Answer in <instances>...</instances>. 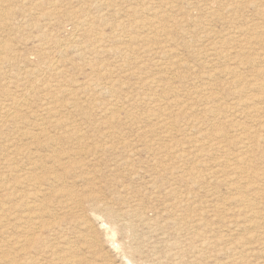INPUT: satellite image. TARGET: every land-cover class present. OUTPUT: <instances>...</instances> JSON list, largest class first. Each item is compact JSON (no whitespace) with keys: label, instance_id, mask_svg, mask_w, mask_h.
Segmentation results:
<instances>
[{"label":"rangeland","instance_id":"374dc122","mask_svg":"<svg viewBox=\"0 0 264 264\" xmlns=\"http://www.w3.org/2000/svg\"><path fill=\"white\" fill-rule=\"evenodd\" d=\"M263 53L264 0H0V264H264Z\"/></svg>","mask_w":264,"mask_h":264},{"label":"bare ground","instance_id":"6f19581e","mask_svg":"<svg viewBox=\"0 0 264 264\" xmlns=\"http://www.w3.org/2000/svg\"><path fill=\"white\" fill-rule=\"evenodd\" d=\"M85 17H86V16H85ZM88 17H89V16H88ZM75 20H76V19H75ZM198 20H199V19H198ZM152 21H153V20H152ZM191 21H192V20H191ZM204 22H205V21H204ZM80 23H81V22H80ZM80 23H79V24H80ZM91 23H92V22H91ZM198 23H201V22H198ZM145 24H146V23H145ZM201 24H202V23H201ZM193 25H194V23H193ZM80 26H81V25H80ZM76 27H77V26H76ZM76 27H75V28H76ZM160 28H161V27H160ZM90 29H91V28H90ZM152 29H153V28H152ZM254 29H255V28H254ZM76 31H78V30H76ZM256 32H257V31H256ZM84 33H85V32H84ZM258 33H259V32H258ZM254 34H255V32H254ZM72 35H73V34H72ZM259 35H260V34H259ZM208 36H209V35H208ZM210 36H211V33H210ZM72 37H74V35H73ZM205 37H206V36H205ZM262 37H263V36H262ZM257 38H258V37H257ZM207 39H208V37H207ZM72 40H73V39H72ZM261 40H262V39H261ZM241 42H242V41H241ZM262 42H263V40H262ZM262 42H261V43H262ZM72 43H73V42H72ZM67 44H68V43H67ZM67 44H66V45H67ZM245 44H246V43H245ZM77 45H78V44H77ZM260 45H261V44H260ZM262 45H263V44H262ZM40 46H42V45H40ZM56 46H57V45H56ZM60 46H61V44H60ZM43 47H44V46H43ZM57 48H59V47L57 46ZM250 48H252V47H250ZM79 49H80V46H79ZM241 49H242V48H241ZM259 49H260V47H259ZM261 49H262V48H261ZM244 50H245V49H244ZM252 50H253V49H252ZM252 50H250V51H251V54H253V53H252ZM256 50H257V49H256ZM60 51H61V50H60ZM166 52H170V50H166ZM163 53H164V52H163ZM238 53H239V52H238ZM254 53H255V52H254ZM244 54H245V53H244ZM255 54H257V53H255ZM263 54H264V53H263ZM62 55H63V54H62ZM246 55H248V54H246ZM260 55H262V54H260ZM254 56H257V55H254ZM262 56H263V55H262ZM263 57H264V56H263ZM257 58H259V56H258ZM253 59H255V58H253ZM253 59L251 58V60H253ZM259 60H262V59H259ZM263 60H264V59H263ZM248 61H249V59H248ZM179 62H180V60H179ZM255 62H256V61H255ZM255 62H254V63H255ZM262 62H263V61H262ZM262 62H261V63H262ZM54 63H55V62H54ZM252 63H253V62H252ZM252 63H251V64H252ZM256 63H260V62H256ZM256 63H255V64H256ZM263 63H264V62H263ZM174 64H175V63H174ZM249 64H250V63H249ZM184 65H185V64H184ZM174 66H175V65H174ZM186 66H187V65H186ZM256 66H257V65H256ZM252 67H253V66H252ZM56 68H57V66H56ZM181 68H182V67H181ZM254 68H256V67H254ZM257 68H259V67H257ZM57 69H58V68H57ZM256 70H257V69H256ZM263 70H264V69H263ZM263 70L259 69V70H257V73H256V74H257L256 77H262V80H261V81H257V82H255L256 79H259V78H256V79H255V77L252 78V79H255V80H254V84H253V86H256V88L260 89V90L262 91V94H264V79H263V78H264V71H263ZM227 72H230V74H231V73H234V70H230V71H227ZM234 74H235V73H234ZM234 74H233V75H234ZM250 74H251V73H250ZM203 75H204V74H203ZM252 75H254V73H253ZM252 75H250V77H251ZM235 76H236V75H235ZM246 76H247V75H246ZM246 76H245V77H246ZM254 76H255V75H254ZM250 77H249V78H250ZM202 78H203V76H202ZM211 78H212V77H211ZM233 78H234V77H233ZM236 78H238V77H235V79H236ZM239 78H240V77H239ZM247 78H248V77H247ZM199 79H200V78H199ZM243 79H244V78H243ZM209 80H210V79H209ZM230 80H231V79H230ZM244 80H245V79H244ZM228 81H229V80H228ZM236 81H237V83L241 86V84H242L241 81H242V80L240 81V79H239V80H236ZM249 81H250V80H249ZM229 82H230V81H229ZM250 82H251V81H250ZM195 84H196V82H195ZM234 84H236V82H235ZM243 84H244V83H243ZM246 84H247V82H246ZM228 85H229V84H228ZM239 85H238V86H239ZM193 86H194V85H193ZM225 86H226V85H225ZM235 87H236V86H235ZM198 88H199V87H198ZM200 88H201V87H200ZM202 88H203V87H202ZM232 88H233V87H232ZM96 89H97V88H96ZM205 89H206V88H205ZM253 89H254V88H253ZM200 90H201V89H200ZM203 90H204V89H203ZM209 90H211V89H209ZM230 90H231V88H230ZM239 90H240V89H239ZM241 90L243 91V89H241ZM237 91H238V90H237ZM202 92H203V91H202ZM196 93H197V92H196ZM231 93H232V92H231ZM231 93H230V94H231ZM239 93H240V92H239ZM239 93H238V94H239ZM210 94H211V93H210ZM230 94H229V95H230ZM238 94H237V95H238ZM240 94L243 95V92L240 93ZM262 94H261V96H262ZM199 95H200V94H199ZM201 95H202V93H201ZM207 95H208V94H207ZM212 95H213V94H212ZM212 95H211V96H212ZM217 95H219V94H217ZM237 95H236V96H237ZM259 95H260V94H259ZM250 96H252V94H251ZM237 97H238V96H237ZM237 97H236V98H237ZM160 98H161V97H160ZM236 98H235V99H236ZM258 98H259V96H258L257 98H255V97H254V98L252 97L251 99L249 98L250 101H248V100H247V101L243 100V101H245L244 103H246V105H245L244 103H242V104L240 103L238 106H239V107H243V106H240V105H244V106L249 107V106L251 105L250 103H254V105H255V103H256V102H255V99H258ZM162 99H163V98H162ZM247 99H248V98H247ZM240 100H241V99H240ZM253 100H254V101H253ZM260 100H261L260 102L262 103V105H259V106H258V104L255 105V106L253 105V106H251V107H253V108H250L251 110H249L248 112H245V113H247V115H249V114L253 115V113H255V112H257V113H259V112H264V96L261 97ZM184 101H185V100H184ZM235 101H237V100H235ZM238 101H239V100H238ZM19 102H20V101H19ZM159 102H160V101H159ZM179 102H180V101H179ZM181 102H182V101H181ZM202 102H203V101H202ZM258 102H259V101H258ZM17 103H18V102H17ZM203 103H204V102H203ZM247 103H248V104H247ZM21 104H22V103H21ZM23 104H24V103H23ZM176 104H177V103H176ZM181 104H182V103H181ZM259 104H260V103H259ZM11 105H12V104H11ZM18 105H19V104H18ZM18 105H17V106H18ZM177 105H178V104H177ZM236 105H237V104H236ZM12 106H13V105H12ZM192 106H193V104H192ZM185 107H187V104L185 105ZM233 107H234V106H233ZM233 107H232V108H233ZM247 107H244V108H245L244 111H246V108H247ZM182 109H183V108H182ZM229 109H230V108H229ZM237 109L239 110V108H237ZM231 110H232V109H231ZM233 110H234V109H233ZM43 111H44V110H43ZM226 111H227V110H226ZM234 111H235V110H234ZM237 112H240V110L237 111ZM241 113H243V112H241ZM245 113H244V114H245ZM17 114H18V113H17ZM33 114H35V113H33ZM40 114H41V113H40ZM49 114H50V112H49ZM232 114H233V113H232ZM238 114H240V113H238ZM10 115H11V114H10ZM12 115H13V114H12ZM241 115H242V114H241ZM254 115H255V114H254ZM263 115H264V114H263ZM5 116H6V115H5ZM7 116H8V115H7ZM16 116H17V115H16ZM41 116H42V115H41ZM47 116H48V118H49V115H47ZM53 116H54V115H53ZM249 117H250V116H249ZM252 117H253V116H252ZM252 117H251V118H252ZM256 117H257V116H256ZM262 117H263V116H262ZM19 118H20V117H19ZM37 118H38V117H37ZM55 118H56V117H55ZM244 118H245V117H244ZM246 118H248V116H246ZM258 118H259V116H258ZM49 119H50V118H49ZM242 119H243V117H242ZM253 119L255 120V118H253ZM260 119H263V118H260ZM3 120H4V118H3ZM34 120H36V119H34ZM40 120H41V119H40ZM237 120H239V119H237ZM0 121H1V120H0ZM5 121H6V120H5ZM18 121H19V120H18ZM20 121H21V120H20ZM41 121H43V119H42ZM41 121H40V122H41ZM47 121H48V120H47ZM58 121H59V120H58ZM255 121H256V120H255ZM11 122H12V121H11ZM74 122H75V121H74ZM239 122H240V121H239ZM241 122H242V121H241ZM251 122H252V121H251ZM253 122H254V121H253ZM13 123H14V122H13ZM15 123H16V121H15ZM56 123H57V122H56ZM59 123H60V122H59ZM75 123H76V122H75ZM75 123H74V124H75ZM228 123H229V122H228ZM232 123H233V122H232ZM237 123H238V121H237ZM256 123H257V122H256ZM16 124H17V123H16ZM41 124H42V123H41ZM45 124H46V123H45ZM65 124H66V122H65ZM258 124H259V123H258ZM258 124H257V125H258ZM47 125H48V124H47ZM61 125H62V124H61ZM67 125H69V124H67ZM170 125H171V124H170ZM235 125H236V124H235ZM238 125L240 126L241 124H238ZM257 125H255V126L258 127ZM262 125H263V124H262ZM39 126H40V125H39ZM174 126H175V125H174ZM177 126H178V125H177ZM250 126H251V125H250ZM250 126H249V127H250ZM260 126H261V123H260ZM36 127H37V126H36ZM53 127H54V126H53ZM55 127H56V126H55ZM55 127H54V128H55ZM175 127H176V126H175ZM175 127H174V130H175ZM188 127H189V126H188ZM234 127H235V126H234ZM247 127H248V126H247ZM247 127H245V126L242 127V125H241V127H239V129L236 127V128H237L238 130H240V131H238L237 129H236V130H237L238 132H240L241 135L246 136V137H244V138H247L248 140L253 141V139H251V138H254L255 140H257V139L259 138V137H258V136H259L258 134H259V132H260V131H259V127H258V128H253V125H252V129H251V128L248 129ZM41 128H42V127H41ZM50 128H51V127H50ZM50 128H48V129H50ZM57 129H58V128H57ZM176 129H177V128H176ZM187 129H188V128H187ZM40 130H41V129H40ZM44 130H45V128H44ZM182 130H183V129H182ZM234 130H235V129H234ZM236 130H235V132H236ZM263 130H264V129H263ZM41 131H42V130H41ZM164 131H166V130H164ZM189 131H190V130H189ZM37 132H38V131H37ZM171 132H172V131H171ZM186 132H187V131H186ZM45 133H46V132H45ZM182 133H183V131H182ZM236 133H237V132H236ZM260 133H261V132H260ZM29 134H30V132H29ZM33 134H34V133H33ZM33 134H32V135H33ZM35 134H36V132H35ZM39 134H40V133H39ZM49 134H50V133H49ZM76 134H77V133H76ZM184 134H185V133H184ZM218 134H219V133H218ZM0 135H1V134H0ZM27 135H28V133H27ZM30 135H31V134H30ZM36 136H37V134H36ZM40 136H41V135H40ZM45 136H46V135H45ZM45 136H44V137H45ZM239 136H240V135H239ZM30 137H32V136H30ZM37 137H38V136H37ZM201 137H202V136H201ZM39 138H40V137H39ZM78 138H79V137H78ZM217 138H218V137H217ZM244 138H243V139H244ZM0 139H2V138H0ZM37 139H38V138H37ZM42 139H43V138H42ZM57 139H58V138H57ZM57 139H56V140H57ZM30 140H31V139H30ZM33 140H35V139L33 138ZM198 140H199V138H198ZM198 140H197V141H198ZM1 141H2V140H1ZM45 141H46V140H45ZM47 141H48V140H47ZM52 141H53V140H52ZM54 141H55V140H54ZM188 142H189V141H188ZM192 142H193V141H192ZM198 142H199V141H198ZM60 143H61V142H60ZM202 143H203V142H202ZM50 144H51V143H50ZM183 144H184V143H183ZM200 144H201V143H200ZM210 144H211V143H210ZM55 145H56V144H55ZM184 145H185V144H184ZM187 145H188V144H187ZM192 145H193V144H192ZM197 145H198V144H197ZM49 146H50V145H49ZM53 146H54V145H53ZM177 146H179V143H178ZM199 146H200V145H199ZM204 146H205V145H204ZM209 146H210V145H209ZM214 146H215V145H214ZM54 147H55V146H54ZM201 147H202V146H201ZM100 148H102V147L100 146ZM61 149H62V148H61ZM167 149H168V147H167ZM171 149H173V148H171ZM187 149H188V148H187ZM82 150H83V149H82ZM95 151H96V150H95ZM171 151H172V150H171ZM174 151H175V149H174ZM176 151H178V150L176 149ZM183 151H184V150H183ZM25 152H26V151H25ZM60 152H62V151H60ZM19 153H21V152H19ZM28 153L30 154V152H28ZM96 153H97V152H96ZM168 153H169V152H168ZM197 153H198V152H197ZM24 154H25V153H24ZM26 154H27V153H26ZM31 154H32V152H31ZM172 154H173V153H172ZM191 154H193V153H191ZM52 155H53V154H52ZM29 156H30V155H29ZM57 156H58V155H57ZM50 157H51V156H50ZM53 157H54V156H53ZM70 157H71V155H70ZM70 157H68V158H70ZM174 157H175V156H174ZM184 157H185V156H184ZM34 158H35V157H34ZM180 158H181V157H180ZM192 158H193V157H192ZM195 158H196V157H195ZM197 158H198V157H197ZM30 159H32V158H30ZM178 159H179V158H178ZM5 160H6V159H5ZM30 163H31V162H30ZM41 165H42V163H41ZM44 165H45V164H44ZM35 166L37 167V165H35ZM42 166H43V165H42ZM38 167H39V166H38ZM41 168H42V167H41ZM41 168H40V169H41ZM50 168H51V167H50ZM54 168H55V167H54ZM33 170H34V169H33ZM45 170H46V169H44L43 171H45ZM54 171H55V170H54ZM54 171H53V172H54ZM59 171H60V170H59ZM53 172H52V173H53ZM56 172H57V171H56ZM52 173H51V174H52ZM58 173H59V172H58ZM26 174H27V173H26ZM28 174H29V173H28ZM28 174H27V176H28ZM30 174H31V173H30ZM30 174H29V175H30ZM48 174H50V173H48ZM0 175H1V174H0ZM36 175H37V174H36ZM53 175L55 176L54 173H53ZM20 176H21V175H20ZM24 176H25V175H24ZM34 176H35V175H34ZM57 176H58V175H57ZM57 176H56V177H57ZM60 176H61V174H60ZM60 176H59V177H60ZM30 177H31V175H30ZM44 177H45V176H44ZM24 178H25V177H24ZM33 178H34V177H33ZM42 178H43V177H42ZM42 178H41V179H42ZM64 178H65V177H64ZM16 179H17V178H16ZM62 179H63V178H62ZM23 180H24V179H23ZM39 180H40V178H39ZM44 180L46 181V180H49V179L46 178V179H44ZM44 180H43V181H44ZM51 180H52V179H51ZM14 181H15V180H14ZM16 181H17V180H16ZM25 181H27V180H25ZM49 181H50V180H49ZM54 181H55V180H54ZM21 184H22V183H21ZM24 184H25V183H24ZM34 184H36V183H34ZM12 185H13V184H12ZM18 185H20V184L18 183ZM10 186H11V185H10ZM20 186H21V185H20ZM32 186H33V184H32ZM34 186H35V185H34ZM13 187L15 188V186H13ZM13 187H12V188H13ZM0 189H1V188H0ZM5 189H6V188H5ZM7 189H8V188H7ZM32 189H33V188H32ZM12 190H13V189H12ZM25 191H26V190H25ZM21 192H23V191H21ZM23 193H24V195H22L19 199H21L22 201L24 200V201H25L24 205L27 206V207H29V206H30V203H29V200H28L27 197H28L29 195H32V194H30L31 192H30V193L23 192ZM26 193H27V194H26ZM38 193H39V192H38ZM35 194H36V193H35ZM44 194H45V193H44ZM63 194H64V193H63ZM36 195H37V194H36ZM36 195H35V196H36ZM33 196H34V195H33ZM44 196H45V195H44ZM1 197H2V196H1ZM14 197H15V196H14ZM15 198H16V197H15ZM43 198H45V197H43ZM3 199H4V198H3ZM16 200L18 201L17 198H16ZM31 200H32V203L36 202V201H35L36 199L34 200V202H33V199H31ZM41 201H43V200L41 199ZM4 202H5V201H4ZM4 202H3V203H4ZM13 202H14V201H13ZM42 203H43V202H42ZM45 203H47V202H45ZM36 204H37V203H36ZM47 204H48V203H47ZM1 205H2V204H1ZM1 205H0V206H1ZM32 205H33V204H32ZM45 205H46V204H45ZM25 206H23V207H25ZM37 206H38V205H37ZM46 206H47V205H46ZM2 207H4V206H2ZM32 207H35V206H32ZM40 207H41V206H40ZM38 208H39V206H38ZM46 208H47V207H46ZM46 208H45V210L48 209V208H47V209H46ZM29 209H32V208H29ZM39 209H40V208H39ZM39 209H38V211H39ZM24 210H25V209H24ZM27 210H28V209H27ZM33 210H35V208H34ZM33 210H31V211L33 212ZM40 210H42V209H40ZM9 212H10V211H9ZM32 212H30V213H32ZM39 212H40V211H39ZM42 212H43V211H42ZM25 213H26V212H25ZM25 213H24V214H25ZM34 213H35V212H34ZM34 213H33V214H34ZM40 213H41V212H40ZM40 213H39V214H40ZM13 214H15V213H13ZM10 215H11V213L8 214L4 208H1V207H0V222L3 223V226H7V225H8V226H10L11 228L14 229V228H15L16 226H18V225L16 224V220L12 219V217H11ZM22 215H23V214H22ZM25 215H26V214H25ZM35 215H36V214H35ZM37 215H38V214H37ZM14 216H15V215H14ZM27 216H28V215H27ZM32 216H33V215H32ZM22 217H23V216H22ZM22 217H21V218H22ZM39 217H41V216H38V218H39ZM19 219H20V217H19ZM22 219H23V218H22ZM22 219H21V220H22ZM28 219H29V218H28ZM39 219H40V218H39ZM39 219H38V220H39ZM26 220H27V219H26ZM36 220H37V217H36ZM28 221H29V220H28ZM18 222H21V221L19 220ZM39 224H40V222H39ZM19 225H20V224H19ZM22 225H24V224H22ZM42 225H43V223L41 222V226H42ZM105 225H106V224H105ZM26 226H28V225H26ZM32 226H33V225H32ZM34 226H35V225H34ZM43 226H44V225H43ZM18 227H19V226H18ZM22 227H23V226H22ZM3 228H7V227H3ZM23 228H24V227H23ZM33 228H35V227H33ZM7 229H8V228H7ZM24 229H25V228H24ZM24 229H23V230H24ZM26 229H27V228H26ZM36 229H38V228L36 227ZM106 229H107V228H106ZM108 229H109V228H108ZM1 230H3V229L1 228ZM8 230H9V229H8ZM11 230H12V229H11ZM32 232H34V229L32 230ZM2 233H3V232H2ZM16 233H17V232H16ZM35 234H36V233H35ZM35 234H34V235H35ZM110 234H111V233H110ZM110 234H109V235H110ZM9 235H10V234H9ZM17 235H18V234H17ZM21 235H22V232H21ZM34 235H32L31 232H28V233L25 235V236H26V237H25V238H26V241H25L23 244H25V243H27V242H28L29 244H31V243H34V242L40 240V239L36 238ZM5 236H6V235H5ZM5 236L2 235L1 237H5ZM7 236H8V235H7ZM41 236H42V235H41ZM38 237H39V236H38ZM5 238H6V237H5ZM1 239H3V238H1ZM111 239H112V238H111ZM21 240H22V239H21ZM3 241H4V240H3ZM8 241H9V239H8ZM19 241H20V240H19ZM9 242H10V241H9ZM16 242H17V241H16ZM21 242H22V241H21ZM65 242H66V241H65ZM13 243H14V242H13ZM13 243H12V244H13ZM114 243H115V242H114ZM16 244H18V243H16ZM116 244H117V243H116ZM114 246H115V245H114ZM117 246H118V244H117ZM12 247H13V246H12ZM14 248H15V247H14ZM23 248H25V247H23ZM21 249H22V247H21ZM3 250H4V249H3ZM7 250H8V249H7ZM19 250H20V249H19ZM0 251L2 252V250H0ZM11 251H12V250H11ZM19 252H20V251H19ZM5 254H6V253H5ZM8 254H9V253H8ZM28 254H29V253H28ZM28 254H27V255H28ZM2 255H3V254H2ZM6 257H7V256H6ZM3 258H4V257H3ZM13 258H14V257H13ZM6 259H7V258H5V260H6ZM19 259H20V258H19ZM8 260H9V259H8ZM26 260H27V259H26ZM61 260H62V259H61ZM2 261H4V260H2ZM9 261H10V260H9ZM9 261H8V262H9ZM20 261H21V260H20ZM4 262H5V261H4ZM2 263H3V262H2ZM10 263H11V262H10ZM21 264H30V263H28V261H24V262H21Z\"/></svg>","mask_w":264,"mask_h":264}]
</instances>
